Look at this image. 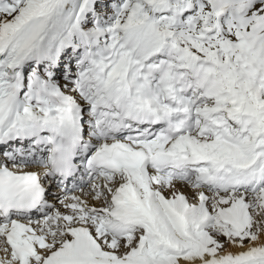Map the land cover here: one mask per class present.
I'll use <instances>...</instances> for the list:
<instances>
[{
	"label": "snow or ice",
	"instance_id": "6c2138e0",
	"mask_svg": "<svg viewBox=\"0 0 264 264\" xmlns=\"http://www.w3.org/2000/svg\"><path fill=\"white\" fill-rule=\"evenodd\" d=\"M0 264H264V0H0Z\"/></svg>",
	"mask_w": 264,
	"mask_h": 264
}]
</instances>
